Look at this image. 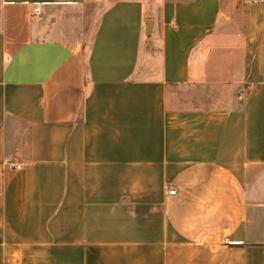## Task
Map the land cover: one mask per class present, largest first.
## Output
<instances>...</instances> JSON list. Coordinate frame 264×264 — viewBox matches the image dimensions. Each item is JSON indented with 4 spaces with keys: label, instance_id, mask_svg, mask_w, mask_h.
Wrapping results in <instances>:
<instances>
[{
    "label": "crops",
    "instance_id": "obj_1",
    "mask_svg": "<svg viewBox=\"0 0 264 264\" xmlns=\"http://www.w3.org/2000/svg\"><path fill=\"white\" fill-rule=\"evenodd\" d=\"M0 264H264V0H0Z\"/></svg>",
    "mask_w": 264,
    "mask_h": 264
},
{
    "label": "rangeland",
    "instance_id": "obj_2",
    "mask_svg": "<svg viewBox=\"0 0 264 264\" xmlns=\"http://www.w3.org/2000/svg\"><path fill=\"white\" fill-rule=\"evenodd\" d=\"M230 89V88H229ZM231 89L228 91H222L219 93V102H217V104L220 106V105H224L226 101L229 100L230 96L232 95V93L230 92ZM237 92V89L235 90ZM236 98V97H235ZM200 100L201 99V95L197 96V94L190 90V91H187V92H182V95L181 96H178L177 98L175 97V99L172 101V106L175 104L177 105V107L180 105V103H183V104H190L196 100Z\"/></svg>",
    "mask_w": 264,
    "mask_h": 264
},
{
    "label": "built area",
    "instance_id": "obj_3",
    "mask_svg": "<svg viewBox=\"0 0 264 264\" xmlns=\"http://www.w3.org/2000/svg\"><path fill=\"white\" fill-rule=\"evenodd\" d=\"M42 14H43V10L41 8H37L36 12L34 14V18L40 19V18H42ZM15 167L20 169L22 167V165L21 164H15ZM170 193L174 194V193H176V190H171Z\"/></svg>",
    "mask_w": 264,
    "mask_h": 264
}]
</instances>
